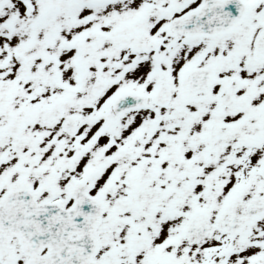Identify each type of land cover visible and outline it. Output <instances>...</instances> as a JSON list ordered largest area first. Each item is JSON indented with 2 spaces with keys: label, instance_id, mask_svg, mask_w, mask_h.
<instances>
[{
  "label": "snow or ice",
  "instance_id": "obj_1",
  "mask_svg": "<svg viewBox=\"0 0 264 264\" xmlns=\"http://www.w3.org/2000/svg\"><path fill=\"white\" fill-rule=\"evenodd\" d=\"M0 264H264V0H0Z\"/></svg>",
  "mask_w": 264,
  "mask_h": 264
}]
</instances>
